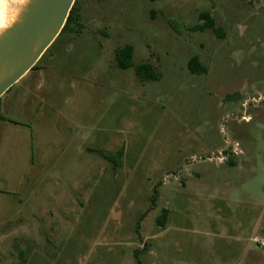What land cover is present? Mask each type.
Segmentation results:
<instances>
[{
    "label": "rangeland",
    "instance_id": "obj_1",
    "mask_svg": "<svg viewBox=\"0 0 264 264\" xmlns=\"http://www.w3.org/2000/svg\"><path fill=\"white\" fill-rule=\"evenodd\" d=\"M71 10L39 60L42 77L7 93H23V114L45 100L37 133H66L81 147H21L1 164L0 264H17L18 248L26 264H264V0H75ZM201 12L216 31L193 30ZM125 45L133 66L121 69ZM192 56L205 73L188 70ZM141 63L154 79L137 78ZM115 141L131 148L113 176L98 152ZM195 171L181 195L177 178ZM45 193L79 204L52 212L65 218L53 243L51 225L28 212L48 215ZM35 231L42 242L24 243Z\"/></svg>",
    "mask_w": 264,
    "mask_h": 264
},
{
    "label": "crops",
    "instance_id": "obj_2",
    "mask_svg": "<svg viewBox=\"0 0 264 264\" xmlns=\"http://www.w3.org/2000/svg\"><path fill=\"white\" fill-rule=\"evenodd\" d=\"M44 54V53H43ZM42 54V55H43ZM42 57V56H41ZM39 58V60L41 59ZM39 60L35 64V67L28 71L17 83L13 85V88H20L24 91L25 86L22 85L25 78L29 76V74H35L38 77H42V74L46 71L47 67H42L39 65ZM41 80L38 78V81L36 82L37 89L41 90ZM8 91V90H7ZM7 91L0 97V115L3 117V119H0V167H2V163L8 158V156L12 158L18 157L20 154L21 147H81L80 144L74 145V143H71L68 134L61 133V134H54L50 132H45L41 134V132L37 133V107L40 106L42 103L45 104V100L40 98V100L31 107L30 111H26L25 113H21L18 110L19 105H22L21 103L18 104L19 100L23 97H18L15 95H8ZM18 104V105H17ZM24 105V104H23ZM17 106V108H16ZM75 107V105H74ZM16 108V110H15ZM74 114L71 119V123L74 126L78 127V130L81 125L84 123V116L80 114V104H77V107L73 109ZM66 118L70 117V113L64 112ZM81 115V117H80ZM39 135L40 141H39ZM39 142V145H38ZM131 147H127L125 143L118 144V141H115L114 147H111L112 152H108L107 150L104 152L103 150L101 152H98L99 157L104 158L106 162H110L105 156L109 157H116L117 158V152L119 150L122 151V154L120 158L117 160V165L111 167V170L109 171L110 175L115 176L116 173H118V167H121V165L124 164V162L127 160V155L129 153ZM235 157V155H233ZM149 162V161H147ZM118 168V169H117ZM108 175V173H106ZM201 173L199 172H193V175H186L185 179L178 177L177 178V192H179L181 195H184V191L186 188H189V181H192L190 179H200ZM42 179L49 178L45 175L41 176ZM194 182V181H193ZM38 200H46L49 202L50 206L48 208H45L42 206V212L47 210L48 217L44 216V218H40L37 216L38 208L35 206H32V209L28 208V212L30 213V218L33 219V222L36 226H50L49 232H45V239L46 243H53V240H59V236L57 235V232H59L60 229H63V226L65 224V218L63 215H57L56 222L53 221L54 215L52 214L53 211L56 213H61L64 210V205H70L75 204L77 207L79 204L75 199H71L69 194H67V197L62 196L61 199L58 201V198L56 196L50 195L49 193L40 194L37 196ZM162 210H166L167 214L165 216L166 219H169L170 212L166 208H162ZM161 210V211H162ZM62 216V217H61ZM21 220V219H20ZM178 220V216H177ZM207 223V222H206ZM53 225V227H52ZM162 228H169V221L165 220L163 221V224L161 226ZM165 229V230H166ZM175 229L182 231L181 227L175 225ZM183 233V232H182ZM33 235H30L28 237H25L24 243H30V244H38L41 243V239L43 236H40L35 233H32ZM179 240V239H177ZM23 243V242H21ZM189 250L190 252H195L197 250V245H192V243L189 244ZM149 253L147 255H151V251L149 248ZM24 255V256H23ZM10 258L13 260L17 259V264H26L28 257H25V254L22 251V248H18L17 250H14V253L9 255ZM151 257H149V261H151ZM152 263V261H151ZM165 263V260L163 261Z\"/></svg>",
    "mask_w": 264,
    "mask_h": 264
},
{
    "label": "water",
    "instance_id": "obj_3",
    "mask_svg": "<svg viewBox=\"0 0 264 264\" xmlns=\"http://www.w3.org/2000/svg\"><path fill=\"white\" fill-rule=\"evenodd\" d=\"M9 1L0 26V97L32 69L60 34L75 2L30 0L26 6V0Z\"/></svg>",
    "mask_w": 264,
    "mask_h": 264
},
{
    "label": "trees",
    "instance_id": "obj_4",
    "mask_svg": "<svg viewBox=\"0 0 264 264\" xmlns=\"http://www.w3.org/2000/svg\"><path fill=\"white\" fill-rule=\"evenodd\" d=\"M71 11L68 15V18L65 22L64 27L62 28V31L64 30L66 24H68L72 19ZM199 20H201L202 23L200 25L196 26L193 29L194 31H203L205 29H212V30L216 31L215 27H214V21L210 17L209 13L201 12L199 14ZM115 57H116V62H117V65L119 68L126 69V68L133 66V63L131 60L132 59V48L130 45H125V46L119 48L115 53ZM34 67H35V65L32 67V69ZM187 68L193 74H201V73L206 72L205 67L203 65H201V63L198 61V58L196 56H192L189 58V60L187 62ZM134 73L137 76V78H139L141 80L154 79L156 77L155 73L153 72V68L149 64H146V63H141V64L134 66ZM0 119H3V117L1 115H0ZM121 154H122V151L119 150L117 152V155H116L117 158L115 156L114 157L105 156V158H107L110 162L113 163L114 166H116L117 160L120 158ZM154 200H155V191H153V195L151 197V203L152 204L154 203ZM166 214H167V211L162 210L161 211V219H159L161 221H158V222L163 223ZM137 264H139L138 261H137Z\"/></svg>",
    "mask_w": 264,
    "mask_h": 264
},
{
    "label": "bare ground",
    "instance_id": "obj_5",
    "mask_svg": "<svg viewBox=\"0 0 264 264\" xmlns=\"http://www.w3.org/2000/svg\"><path fill=\"white\" fill-rule=\"evenodd\" d=\"M9 0H0V26L5 23Z\"/></svg>",
    "mask_w": 264,
    "mask_h": 264
},
{
    "label": "clouds",
    "instance_id": "obj_6",
    "mask_svg": "<svg viewBox=\"0 0 264 264\" xmlns=\"http://www.w3.org/2000/svg\"><path fill=\"white\" fill-rule=\"evenodd\" d=\"M22 2H25V0H22ZM30 3V0H26V6ZM26 6L24 9H21L19 12V16L17 17L16 22L18 21V18L20 17V15L23 13V11L26 9Z\"/></svg>",
    "mask_w": 264,
    "mask_h": 264
}]
</instances>
